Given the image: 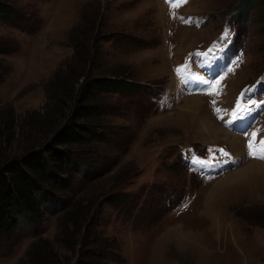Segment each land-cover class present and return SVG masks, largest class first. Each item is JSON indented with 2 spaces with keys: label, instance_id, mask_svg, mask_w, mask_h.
Returning a JSON list of instances; mask_svg holds the SVG:
<instances>
[{
  "label": "rangeland",
  "instance_id": "374dc122",
  "mask_svg": "<svg viewBox=\"0 0 264 264\" xmlns=\"http://www.w3.org/2000/svg\"><path fill=\"white\" fill-rule=\"evenodd\" d=\"M172 1L0 0L7 9L0 14V116H14L0 144L8 158L18 159L31 139L41 144L46 120L60 123L58 96L67 94L53 83L71 87L77 70L69 79L68 69L82 66L83 54L88 73L75 94L82 80L133 82L93 91L95 111L85 125L105 137L84 134L68 147L90 168L62 172L68 187L55 192L65 208H42L41 217L21 219L9 238L0 237V264H39L33 253L51 250L60 263L74 264L91 249L99 252L95 264H264V159L248 155L247 135L225 126L216 105L234 109L241 87L264 76V0L252 7L180 0L169 9ZM226 26L234 44L218 53H243L225 61L233 67L225 65L219 91L185 89L177 68L200 72L199 60L209 64L202 54L221 47ZM255 96L264 101V92ZM66 108L68 117L74 106ZM257 126L264 129L258 111L248 134ZM197 155L227 162L198 172L190 165ZM116 192L124 198L112 201Z\"/></svg>",
  "mask_w": 264,
  "mask_h": 264
},
{
  "label": "trees",
  "instance_id": "16d2710c",
  "mask_svg": "<svg viewBox=\"0 0 264 264\" xmlns=\"http://www.w3.org/2000/svg\"><path fill=\"white\" fill-rule=\"evenodd\" d=\"M245 1L249 3L248 7L254 6L256 2V0H242L240 3H246ZM1 12H7V9L0 5V14ZM80 59L81 63H83L82 66L79 67L78 65L77 69H68L69 79H72L73 72L77 70L71 87H66L67 82L65 80H56L53 83V88L57 92L61 94L66 92L67 94L65 97L58 96L61 102L59 103V108H64L63 111L65 113L66 106H74L68 117L63 113L59 119V124L56 119L53 121L46 120L47 128L39 129L45 130L43 134L44 140L41 144H37L32 142L33 139L30 138L31 142L29 145H25L18 159L8 158L11 157L10 153H6L0 146V237L9 238L21 219L28 217L37 219L41 217L42 208L55 213L66 207L63 198L57 196L55 192L56 189L61 192L68 187V179L62 176V172L67 168L70 172L80 171L79 173L85 174L90 166L82 167L80 163L84 165L91 163V161L88 162L81 158H73L70 153L71 149L68 147L84 141V134L97 139L105 137V132L101 131L100 127L96 126L97 128H95L85 125L95 111V108L89 104L90 98L95 96L93 91L104 89L117 92L124 90L126 87L130 88V84L133 85V82L123 80L93 78L91 83L82 80L80 84L82 88L77 95L75 94V85L79 83L82 77L86 79L88 73V55L83 54ZM63 86L66 87L64 91L62 89ZM60 89L62 90L61 92ZM11 111L9 110L8 114L5 113L7 114L6 116H0V144L2 136L6 137L5 143L12 133L14 116ZM64 115L66 119L63 118ZM62 119H65L63 124ZM28 137L29 134L25 139L28 140ZM124 196L125 194L116 192L111 194L110 199L112 201H120ZM84 235L82 234V237ZM83 239L84 242L87 241V237ZM94 239V236L91 235L88 241L93 242ZM80 247L78 250L81 249ZM82 247H84V243ZM38 252H32L34 254L32 259L35 258L37 260L39 258L38 262H41L39 264H43V262L45 264H62L52 250L47 252V254ZM93 252L91 249L89 253L77 256L74 264H95L93 259L99 255V252L96 254Z\"/></svg>",
  "mask_w": 264,
  "mask_h": 264
},
{
  "label": "snow or ice",
  "instance_id": "6c2138e0",
  "mask_svg": "<svg viewBox=\"0 0 264 264\" xmlns=\"http://www.w3.org/2000/svg\"><path fill=\"white\" fill-rule=\"evenodd\" d=\"M231 30L227 26L225 27L224 32L221 34L218 40V44H223L224 47L227 46L225 43L226 41L231 40ZM224 49L223 47H217L215 49L216 52H222ZM214 50L209 49L208 52H205L202 54V58H207L210 53H212ZM193 55H201L199 53L193 54ZM188 66L185 65L184 68H177V74L178 76H181L183 74L184 77L190 80H196L197 82L203 84L205 87H207L210 84L209 79H207L205 76H192L189 72H185V68ZM220 81H217L219 83ZM255 88H246L242 90L241 96L237 100V104L232 110V119L227 122L228 126L230 127H236L238 124L242 123L246 119H248L250 116H252V113L261 107H264V101H261L257 103V100L250 95V93L254 92ZM247 99V106L243 107L241 106V100ZM215 103V101H213ZM245 135H248L247 131L244 132ZM257 133L253 132L251 136L248 139V155L252 158L256 159H264V139L259 140L257 143L256 141ZM219 152L222 154V156H229L227 152H225L223 149H219ZM227 162L223 161L222 159H213V160H203V159H194L191 160L190 163L193 165H210L214 166L217 163Z\"/></svg>",
  "mask_w": 264,
  "mask_h": 264
},
{
  "label": "bare ground",
  "instance_id": "6f19581e",
  "mask_svg": "<svg viewBox=\"0 0 264 264\" xmlns=\"http://www.w3.org/2000/svg\"><path fill=\"white\" fill-rule=\"evenodd\" d=\"M214 132V131H213ZM227 132V131H226ZM229 133V132H228ZM232 135V134H231Z\"/></svg>",
  "mask_w": 264,
  "mask_h": 264
}]
</instances>
